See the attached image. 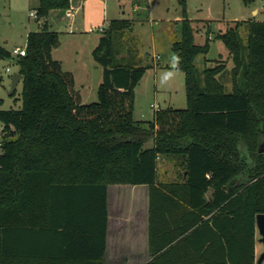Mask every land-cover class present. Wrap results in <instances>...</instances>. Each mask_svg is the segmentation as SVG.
<instances>
[{
  "label": "trees",
  "instance_id": "obj_1",
  "mask_svg": "<svg viewBox=\"0 0 264 264\" xmlns=\"http://www.w3.org/2000/svg\"><path fill=\"white\" fill-rule=\"evenodd\" d=\"M181 3V37L172 51L185 75L186 107L169 106L139 121L135 88L147 68L115 46L132 22L112 19L104 27L92 51L103 68L98 100L83 103L74 74L52 56L59 32L47 21L71 0H39L42 27L28 33L26 55L15 57L23 75L21 107L0 109V264L33 256L18 254L17 237L58 232L62 220L79 219L84 202L98 225L99 253L62 259L103 264L111 184L149 186L150 259L144 264L257 263L256 215L264 213V152H258L264 143V21L236 20L216 34L232 63L228 91L226 60L202 73L196 66L210 50L212 22H206L205 43L196 44L198 30ZM0 58L13 56L0 45ZM149 138L153 145L145 147ZM163 156L181 168L182 181L158 182Z\"/></svg>",
  "mask_w": 264,
  "mask_h": 264
},
{
  "label": "rangeland",
  "instance_id": "obj_2",
  "mask_svg": "<svg viewBox=\"0 0 264 264\" xmlns=\"http://www.w3.org/2000/svg\"><path fill=\"white\" fill-rule=\"evenodd\" d=\"M186 16L195 19L194 25L198 30L195 43L204 44L206 41V22H212V39L210 50L205 56L200 55L196 66L200 73L203 69L214 67L226 60L227 48L216 34L225 31L236 20L255 19L264 21V0H255L253 4H245L243 0H184ZM72 2V1H71ZM85 9L75 12L76 5H71L66 11L53 10L47 17L50 29L59 30L60 48L54 51L55 56H61L67 65L75 70L76 89L82 94L83 103L98 100L97 89L102 79V66L95 62L92 51L101 36V27H106L112 19H128L132 22L130 29L124 35L116 36L115 46L121 51L120 56L128 52L147 69L135 88L134 118L139 121L148 120L155 111L151 104L161 109L186 107L185 75L179 71L175 79L167 86H161L160 77L169 70L174 55L172 44L179 40L180 23L175 22L183 18L181 0H86ZM39 0H0V45L8 51L19 46L25 47L29 31L41 29L44 19L36 20L29 16L36 11ZM259 13L254 15L252 9ZM60 14L67 18L60 20ZM72 16V19H71ZM244 45L247 43L248 27L243 25L239 30ZM0 58V77L2 86L0 109H18L21 102L22 84L12 93V76L19 70L17 60ZM71 63V64H69ZM226 75L222 80L230 91L229 70L232 65L226 60ZM10 68V72L6 69ZM153 145L152 138L145 142V147ZM243 155L247 154L244 143H239ZM167 159L169 163L175 161ZM165 162V161H163ZM159 161L160 171L166 165ZM165 166V167H164ZM263 243H258V257L264 253ZM264 264V261L263 263Z\"/></svg>",
  "mask_w": 264,
  "mask_h": 264
},
{
  "label": "crops",
  "instance_id": "obj_3",
  "mask_svg": "<svg viewBox=\"0 0 264 264\" xmlns=\"http://www.w3.org/2000/svg\"><path fill=\"white\" fill-rule=\"evenodd\" d=\"M71 1L72 6H77L75 12L85 9L86 0ZM252 11L254 15L259 13L257 8H253ZM60 15V20L62 18L70 20L63 14ZM182 19L178 18L175 22L180 23ZM191 20L195 21V19ZM55 31L60 32L56 29ZM59 48L60 45H57L53 49L52 56L61 62L65 70L74 74L76 85L75 70L67 67L65 60L61 56L54 55V51ZM16 72H19V70ZM21 80L18 82L16 89L22 84ZM153 117L154 115H151L148 120H152ZM159 161H165L163 163H165L166 167L164 166L165 169L163 171H160ZM166 163H169L167 159L163 157L158 159V182L182 181L185 174L182 177L181 168L177 167L175 163L172 165ZM149 210L150 190L148 185L111 184L108 186L107 229L103 264H144L149 261ZM62 223L57 228L58 232L45 230L40 234L18 236L16 241L18 254L32 253L33 255L25 259H19L23 262L21 264H24V262L26 264H79V262H82L79 259H62V257L65 255L73 256V258L87 257L88 255L92 257L99 253L101 238L98 235V225L96 219L92 217V211L87 209L86 202L83 203V208H79V219L77 221L67 224L66 220H62ZM73 228H76L75 230L77 231L69 234L71 231L69 232L68 230ZM258 243L263 242L260 241V235L257 230V259L259 258ZM14 260L19 261L18 258Z\"/></svg>",
  "mask_w": 264,
  "mask_h": 264
},
{
  "label": "water",
  "instance_id": "obj_4",
  "mask_svg": "<svg viewBox=\"0 0 264 264\" xmlns=\"http://www.w3.org/2000/svg\"><path fill=\"white\" fill-rule=\"evenodd\" d=\"M23 78L20 72H15L12 77V93L15 92L18 82ZM259 153L264 152V143H262L258 150ZM256 227L260 235V241L264 243V213L256 215ZM264 261V253L257 259L256 264H262Z\"/></svg>",
  "mask_w": 264,
  "mask_h": 264
},
{
  "label": "built area",
  "instance_id": "obj_5",
  "mask_svg": "<svg viewBox=\"0 0 264 264\" xmlns=\"http://www.w3.org/2000/svg\"><path fill=\"white\" fill-rule=\"evenodd\" d=\"M29 16L39 21V17H38V14L36 11H31L29 13ZM41 27H42V25H41ZM99 30L102 32L104 30V27H101ZM11 55L12 56H24V55H26V46L24 48L23 47H15L12 50ZM7 71H10V68H7ZM151 108H153L156 111L161 109L160 106L154 105V104H151ZM4 133H5L4 132V125L0 121V155L3 152V135H4Z\"/></svg>",
  "mask_w": 264,
  "mask_h": 264
},
{
  "label": "clouds",
  "instance_id": "obj_6",
  "mask_svg": "<svg viewBox=\"0 0 264 264\" xmlns=\"http://www.w3.org/2000/svg\"><path fill=\"white\" fill-rule=\"evenodd\" d=\"M179 65H180V57L177 55H173L170 62L169 70L163 73L160 77L161 86H167L171 83V81L175 79L176 75L180 71Z\"/></svg>",
  "mask_w": 264,
  "mask_h": 264
}]
</instances>
